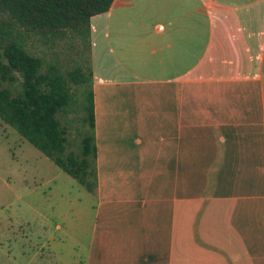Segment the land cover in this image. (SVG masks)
<instances>
[{"label": "crops", "instance_id": "crops-1", "mask_svg": "<svg viewBox=\"0 0 264 264\" xmlns=\"http://www.w3.org/2000/svg\"><path fill=\"white\" fill-rule=\"evenodd\" d=\"M89 45L94 219L70 264H264V0H112ZM7 231L0 264L46 263Z\"/></svg>", "mask_w": 264, "mask_h": 264}, {"label": "trees", "instance_id": "trees-1", "mask_svg": "<svg viewBox=\"0 0 264 264\" xmlns=\"http://www.w3.org/2000/svg\"><path fill=\"white\" fill-rule=\"evenodd\" d=\"M111 1L0 0V120L90 192L96 148L89 17ZM70 35L83 49V63L64 67L26 48L31 37L52 46ZM75 116L78 145L70 149L66 133Z\"/></svg>", "mask_w": 264, "mask_h": 264}, {"label": "rangeland", "instance_id": "rangeland-1", "mask_svg": "<svg viewBox=\"0 0 264 264\" xmlns=\"http://www.w3.org/2000/svg\"><path fill=\"white\" fill-rule=\"evenodd\" d=\"M26 48L45 59L57 60L64 67L83 63V49L72 35L52 46L31 37L26 41ZM76 127L75 116L68 122L66 133L70 149L78 145ZM93 200L72 176L0 120V224L5 223L8 233L13 230L25 234V251L36 256L35 262L70 264L71 256L81 251L78 247H75L77 251L72 250V237L83 238L94 219ZM55 224L62 228L53 231L54 241L59 244L58 254L52 257L46 244L48 240L43 239L40 229H53Z\"/></svg>", "mask_w": 264, "mask_h": 264}]
</instances>
